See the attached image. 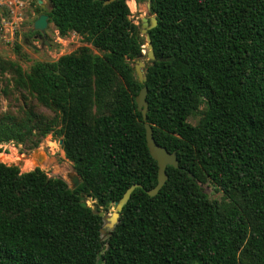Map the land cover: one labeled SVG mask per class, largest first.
I'll return each mask as SVG.
<instances>
[{
  "label": "trees",
  "instance_id": "obj_1",
  "mask_svg": "<svg viewBox=\"0 0 264 264\" xmlns=\"http://www.w3.org/2000/svg\"><path fill=\"white\" fill-rule=\"evenodd\" d=\"M49 1L43 10L31 0L59 37L76 34L96 53L81 46L27 72L0 57V74L53 113L23 98L21 115H0V144L37 148L55 135L80 184L0 163V264H264V0H150L157 25L144 83L127 0ZM143 87L146 121L135 103ZM144 124L178 160L152 197ZM207 181L224 201L202 191ZM132 184L141 187L101 235L98 213Z\"/></svg>",
  "mask_w": 264,
  "mask_h": 264
},
{
  "label": "rangeland",
  "instance_id": "obj_2",
  "mask_svg": "<svg viewBox=\"0 0 264 264\" xmlns=\"http://www.w3.org/2000/svg\"><path fill=\"white\" fill-rule=\"evenodd\" d=\"M6 0H0V10L5 5ZM43 1V0H42ZM130 1V0H127ZM126 1L127 6L129 3ZM133 7L128 6L130 11V19L133 24L137 25L140 30L141 19L144 17H151L153 15L148 13L147 10V0H131ZM25 6L22 10L23 16L22 20L17 28V45L19 46L18 52H15L14 46L10 47L4 44L0 36V57L16 62L23 71H29V68L36 62H54L59 57L72 53L76 51L81 46L89 47L93 53L96 51L87 43H85L82 37L70 33L65 37H59L58 33L55 31L52 24H48L46 28V39L45 43L39 39L38 31L32 30V24L39 16L35 4L31 0H24ZM2 4V6H1ZM44 6H40L43 10H47L45 2L43 1ZM2 18L0 13V19ZM144 41L142 57L139 59L145 65L149 62L146 53L147 46L145 37L142 36ZM135 62L132 63L134 66ZM26 98L27 104L30 105L35 112L40 113L46 117H53V113L49 110L38 105L35 100H33L25 92L18 91L13 86L11 75L5 73L4 75L0 74V115L5 112H10L15 115H21L23 109H25L24 100ZM205 110L204 104H200L196 107L195 113L188 118V123L192 126H196L203 120V113ZM59 138L55 135H47L39 143L37 148H29L27 146L15 143L0 144V153L12 157V161L9 163H3L5 165L13 164L15 165L21 173L31 171L34 168H39L46 173L48 177L61 178L63 179L69 188L75 187L79 182L76 173L72 167V164L65 159L64 153L59 145ZM43 153V159L38 158L36 161L44 163L43 166L38 164H33L29 170H25L23 165L26 161H31L34 155L38 153ZM46 165V166H44ZM202 191L208 196L211 201L221 203L224 201V195L219 191L214 185L208 181L204 184H200ZM86 204L93 209L94 200L85 198ZM103 212V219L109 217L113 212V206L110 209H101Z\"/></svg>",
  "mask_w": 264,
  "mask_h": 264
},
{
  "label": "water",
  "instance_id": "obj_3",
  "mask_svg": "<svg viewBox=\"0 0 264 264\" xmlns=\"http://www.w3.org/2000/svg\"><path fill=\"white\" fill-rule=\"evenodd\" d=\"M36 1L39 6H44L43 5V1H44L45 6L47 8H52V5L49 0H43V1L36 0ZM110 1L112 0L105 1L104 5L108 4ZM147 10L148 13L150 14V0H147ZM156 25H157V20L154 16L144 17L141 19L140 35L145 37L146 46H147L146 57L148 61L154 60L152 44L148 32L153 28H155ZM47 26H48V16L45 14H40L32 24V30L39 32L38 37L40 40L43 41V43H45V39L47 37L46 36ZM143 67L144 64L140 60L135 61V64L133 66L137 80L140 83H144L146 81L144 71H142ZM146 92H147L146 88L143 87L140 89L138 95L135 97L136 109L142 115L143 121H146V113H147V103L145 101ZM144 128H145V140H146L147 149L149 151L150 156L157 164V184L155 185L154 188L145 191L148 196L152 197L158 193V191L168 180V175L166 174L165 171L166 167L171 166L173 168H178V160L176 158L175 152L169 153L164 147L159 146L154 141L151 127L148 124H144ZM61 144H62V140H59V145ZM8 166H15V165L9 164ZM188 176L190 178H193L191 174H188ZM78 179L79 182L75 185V187L70 189H74L80 184V178L78 177ZM140 187L141 186L139 184H132L130 187L126 189V191L123 193L119 201L113 205V212L111 213V215L105 218L102 229L100 230L101 235H105L106 232H109L111 229H113V227L117 224L122 208L126 205L127 201L130 198L131 193L136 188H140ZM90 199L93 200L92 198ZM80 205L82 207H88L84 197L80 198ZM109 208L111 209L112 206H109ZM98 215L99 217L103 218V212H99Z\"/></svg>",
  "mask_w": 264,
  "mask_h": 264
},
{
  "label": "built area",
  "instance_id": "obj_4",
  "mask_svg": "<svg viewBox=\"0 0 264 264\" xmlns=\"http://www.w3.org/2000/svg\"><path fill=\"white\" fill-rule=\"evenodd\" d=\"M0 11L6 13L0 19V36L4 44L12 47L16 41L17 28L22 20L24 0H6ZM2 6V4H1Z\"/></svg>",
  "mask_w": 264,
  "mask_h": 264
},
{
  "label": "bare ground",
  "instance_id": "obj_5",
  "mask_svg": "<svg viewBox=\"0 0 264 264\" xmlns=\"http://www.w3.org/2000/svg\"><path fill=\"white\" fill-rule=\"evenodd\" d=\"M127 2L129 3L128 6H131V7L134 6L131 0L130 1H127ZM42 157H43V153H41V152L38 153V154H36V155H34V157L31 159V161L28 160V161H26L24 163L23 168L25 170H29L30 167L33 166V164L35 166V164H38V163H40L39 165H41V167H42L44 163H41V160L40 161H36V159L42 158ZM0 161H2L3 163H6L7 164V163H9V162L12 161V157L0 153ZM44 166H46V165H44Z\"/></svg>",
  "mask_w": 264,
  "mask_h": 264
}]
</instances>
